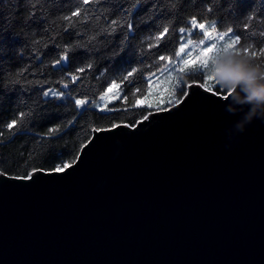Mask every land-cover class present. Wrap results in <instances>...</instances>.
I'll use <instances>...</instances> for the list:
<instances>
[{
    "label": "water",
    "instance_id": "95a60500",
    "mask_svg": "<svg viewBox=\"0 0 264 264\" xmlns=\"http://www.w3.org/2000/svg\"><path fill=\"white\" fill-rule=\"evenodd\" d=\"M189 91L72 169L0 176V264H264V121L230 140L248 106Z\"/></svg>",
    "mask_w": 264,
    "mask_h": 264
},
{
    "label": "trees",
    "instance_id": "16d2710c",
    "mask_svg": "<svg viewBox=\"0 0 264 264\" xmlns=\"http://www.w3.org/2000/svg\"><path fill=\"white\" fill-rule=\"evenodd\" d=\"M208 5L211 13L206 11ZM78 6L87 11L71 21L63 19ZM250 15L255 19L245 32L243 25L249 23ZM193 16L198 21L216 19L223 29L232 26L242 43L255 40L257 49L264 42L258 35L264 30V0H140L138 4L136 0H101L87 6L81 0H39L35 9L29 0H0V171L12 177L33 170L54 171L76 159L95 129L134 126L155 111L153 106H133V100L149 94L146 77L164 66L159 56L174 57L179 49L178 29L190 27L188 19ZM112 20L117 24L112 25ZM166 25L168 36L158 42L159 47H150ZM65 53L68 60L55 64ZM255 62L264 65V57ZM77 68L85 72L77 73ZM132 69L137 70L132 83H121ZM68 73L81 78L71 83ZM191 78V73L184 76L185 81ZM113 81L119 85L120 96L100 111L95 105ZM49 88L63 91L64 99L43 97ZM135 88L141 92L134 97ZM72 97H87L89 104L77 109ZM20 112L27 116L18 130H12L13 135L5 125ZM69 121L74 122L69 125ZM50 129L59 132L46 135Z\"/></svg>",
    "mask_w": 264,
    "mask_h": 264
},
{
    "label": "snow or ice",
    "instance_id": "6c2138e0",
    "mask_svg": "<svg viewBox=\"0 0 264 264\" xmlns=\"http://www.w3.org/2000/svg\"><path fill=\"white\" fill-rule=\"evenodd\" d=\"M31 3V7L35 9L38 4L39 0H36L35 3H32L31 0H29ZM140 0H136V3L138 4ZM81 3L85 6L89 5L90 3H101V0H81ZM81 11L86 12L87 8L81 9V7H77L72 13L71 16H65L63 17L64 20L71 21L72 17H79L81 15ZM206 11L208 13H211L213 11L212 6L208 5L206 6ZM35 11L31 12V16H35ZM87 19V17H85ZM249 23H245L243 25V29L245 32H248L249 28L251 27V20L255 19L254 16H248L247 17ZM112 25H116L117 21L112 20ZM188 25L190 27H180L178 29L180 33L179 37V49L178 51H175L174 57H167L164 55L159 56V61H164V66L157 69V72H159L162 76L166 75V79H171L174 81L171 87V92L168 98L163 101V103L167 105L172 106H178L180 104H186L189 99H191L193 96H197L196 92H191L190 89L195 85L198 88H201L203 92L209 93L211 97H215L217 101H225L226 104L232 103V94L231 92H225L224 89L220 88L218 86V79L219 77L221 80H229L232 79V70L229 65H224L218 63V61L222 58V55L224 53L233 52L238 53L242 52L244 55L249 56L253 58L254 60H260L262 57H264V42L261 43V46L257 49L256 48V41L253 40L251 42H245L242 43V36L240 34H237L235 29L232 26H228L226 29H223L222 27H218V21L216 19H209L205 17L203 20L198 21L195 16L190 17L188 19ZM132 24H128V30H132ZM199 30L198 32L196 30ZM170 31L169 26H163L162 30L157 33V35L154 37L155 41L157 42L154 45L155 47H159V41L164 40L166 36H168ZM253 35H256L255 32H253ZM259 37L264 38V30H261L258 32ZM187 37V39H186ZM193 38L198 39V46H200L201 50L199 55L193 59L192 51L195 50V48L192 49V51L187 52L184 56H181L182 53H185V49L188 48L190 45L193 44ZM208 41H214L212 43H206ZM68 56L65 53L62 55L55 64H60L61 61H67ZM195 67L189 68V65H197ZM171 65L169 68L168 66ZM55 66V65H54ZM92 66L88 65V68L90 69ZM23 71H26V69L22 70L20 75L23 74ZM136 69H132L131 71L127 72L126 75H124L121 79V83L128 82L132 83L130 80L131 77L134 76ZM77 73H83L85 72V68H77ZM157 72H153L150 74L149 77H146L148 79L149 84L151 85L153 82V77H157ZM191 73V80L185 81L184 76ZM68 75L71 77V83H76L78 80H80V76H78L75 73H68ZM202 81V82H201ZM63 88H68V83H63ZM119 85L113 81L108 88V91H111L112 88H116ZM141 92V89L135 88L132 92V95L135 97L136 93ZM43 97H54L58 100H62L65 97V93L59 89H51L44 91L42 93ZM107 95L105 92L103 95H101L100 99L103 100L104 96ZM205 99H209V97H203ZM75 103V107L77 109H82L85 107V105L89 104V100L87 97L85 98H76L72 97ZM124 100H127V96L124 97ZM147 96L136 97L133 100V106H147L149 108L152 107L151 104H147ZM96 107H99L98 105H95ZM157 109L159 111H170V108L168 107H161L160 104H157ZM104 108H100V111H104ZM119 109H108V111H116ZM152 113L149 112L148 115H151ZM148 115L144 116V120L148 119ZM27 114L25 112H20L15 118H13L9 123L5 125V127L8 129L9 132H12L14 135L15 133L12 131L13 129L18 130V126L22 123V121L26 118ZM74 121H69V125H71ZM127 127V125H124ZM120 127L118 124H114L113 128ZM96 131H111L112 129H95ZM59 129H50L46 135H52L54 133H58ZM3 135V132H0V136ZM78 159V158H76ZM75 159L73 161L63 163L61 165H58L54 168V172L56 173H62L65 172L67 169H72L74 167ZM38 170H33V172H29L28 174L24 176H14L11 177V179L14 180H32L33 176L35 175V172ZM6 175L5 172L0 171V176Z\"/></svg>",
    "mask_w": 264,
    "mask_h": 264
},
{
    "label": "clouds",
    "instance_id": "9594fccd",
    "mask_svg": "<svg viewBox=\"0 0 264 264\" xmlns=\"http://www.w3.org/2000/svg\"><path fill=\"white\" fill-rule=\"evenodd\" d=\"M218 63L229 65L232 70V79L221 80L217 77L218 86L232 94V103L226 106L225 111L236 114L244 105L248 106L241 119L228 130L231 140L236 134L244 133L254 120L264 121V65L256 63L242 52L224 53Z\"/></svg>",
    "mask_w": 264,
    "mask_h": 264
},
{
    "label": "rangeland",
    "instance_id": "374dc122",
    "mask_svg": "<svg viewBox=\"0 0 264 264\" xmlns=\"http://www.w3.org/2000/svg\"><path fill=\"white\" fill-rule=\"evenodd\" d=\"M197 32L199 31L198 29L196 30ZM187 39V37H186ZM214 41H208L206 43H212ZM195 48L194 51L192 49ZM200 46H198V39L193 38V44L190 45L188 48L185 49V53H182L181 56H184L187 52L192 51V56L193 59H195L199 53H200ZM199 62H197L198 64ZM193 66V65H189ZM188 66V67H189ZM166 75L162 76L159 72L157 73V77H153V82L150 85V91L149 94L147 95V104H151L153 106V109L155 111H159L157 109V104H160L161 107H168L171 105H167L163 103L168 96L170 95V90L172 87V84L174 83L173 80L171 79H166ZM107 95L104 96V99L99 102V108H104L109 102L117 100L120 96V90L118 87L112 88L111 91L107 90ZM154 112V111H153Z\"/></svg>",
    "mask_w": 264,
    "mask_h": 264
}]
</instances>
